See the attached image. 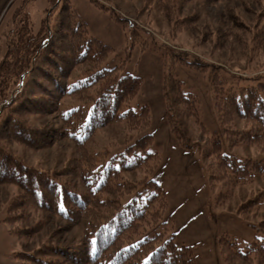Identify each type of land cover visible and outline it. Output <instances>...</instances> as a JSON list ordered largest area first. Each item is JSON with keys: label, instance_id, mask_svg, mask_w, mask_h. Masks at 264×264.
I'll use <instances>...</instances> for the list:
<instances>
[{"label": "trees", "instance_id": "obj_1", "mask_svg": "<svg viewBox=\"0 0 264 264\" xmlns=\"http://www.w3.org/2000/svg\"><path fill=\"white\" fill-rule=\"evenodd\" d=\"M158 1L168 15V5L174 0ZM216 1L204 0L208 4ZM49 6L47 21L44 19L39 31L32 33L26 25L17 29L14 49L0 61V185L18 190L7 205L5 222L14 226L10 233L27 238L43 228L42 220L18 226L30 217V209L51 214L70 226H84L78 243H43L15 257L19 264H195L189 246L177 245L175 234H169L166 227L157 231L166 224L168 200L150 177L159 157L148 151L153 143L147 132L149 108L131 106L141 80L122 74L119 68L103 67L110 49L87 35L69 0H49ZM262 19L264 7L258 15V20ZM209 81L222 131L236 118L246 128L242 133L233 131L239 137L233 138L231 145H257L262 158L222 154L218 137L209 134L198 117L196 99L180 90L174 96L166 95L170 131L187 147L181 119L193 118L204 136L201 154L211 186L228 189L264 176V83L226 88L214 73ZM171 89L176 91L174 86ZM47 117L58 125L37 123ZM119 124L124 125L122 145L94 151L95 136ZM63 140L73 145L76 155L55 170L26 164L4 144L11 141L37 151ZM112 142L113 146L116 141ZM139 175L143 176L137 178ZM261 204L264 189L241 204L238 212L251 214ZM257 230L260 237L243 249L234 239L220 237L225 263H264V218ZM148 231L152 236L140 238Z\"/></svg>", "mask_w": 264, "mask_h": 264}, {"label": "rangeland", "instance_id": "obj_2", "mask_svg": "<svg viewBox=\"0 0 264 264\" xmlns=\"http://www.w3.org/2000/svg\"><path fill=\"white\" fill-rule=\"evenodd\" d=\"M69 2L84 22L87 35L110 49L101 63L103 67L119 68L122 74L141 80L140 91L131 106L149 108L151 119L147 132L152 135L153 143L148 151L159 157V164L150 177L168 200L163 220L166 224L157 231L166 227L169 234H175L177 245L189 246L195 264H241L225 263L219 239L228 236L243 249L260 237L257 226L264 218V205L251 214L239 213L238 209L264 189V176L228 189L219 184L211 186L207 162L201 154L204 136L193 118L183 116L181 132L188 146L179 143L166 118V95L174 96L180 90L196 99L198 117L207 132L218 137L222 154L262 158L257 145L243 142L231 145L233 138L239 137L233 131L242 133L246 128L236 118L226 132L222 131L209 76L218 75L226 88L264 83V19L258 20L264 0H219L212 4L204 0L187 3L174 0V4L168 5V15L158 0ZM49 9V0H0V61L6 52L14 49L17 29L26 25L32 33H37L44 19L47 21ZM172 86L176 91H172ZM45 121L58 125L51 117L37 123ZM123 130V124L105 129L95 136L91 147L100 153L119 147ZM112 141H116L113 146ZM4 144L26 164L44 170L60 169L76 155L73 145L66 140L37 151L11 141ZM17 193L14 186L0 185V264H19L17 253L33 251L43 243L69 246L80 241L82 223L70 226L35 209H30V217L18 226H32L42 220L40 232L29 238L10 233L14 226L5 222L7 205ZM149 236H152L150 231L140 238Z\"/></svg>", "mask_w": 264, "mask_h": 264}]
</instances>
